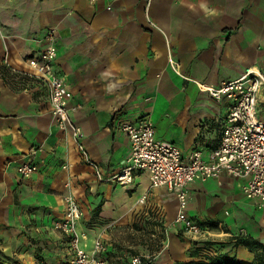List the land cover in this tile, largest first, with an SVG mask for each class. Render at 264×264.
I'll return each instance as SVG.
<instances>
[{
  "label": "crops",
  "instance_id": "0c3cea01",
  "mask_svg": "<svg viewBox=\"0 0 264 264\" xmlns=\"http://www.w3.org/2000/svg\"><path fill=\"white\" fill-rule=\"evenodd\" d=\"M50 29L72 120L101 181L58 126L48 87L29 65ZM251 67L264 73V0H0V263L72 259L69 237L54 228L68 194L82 209L83 245L89 250L100 238L107 264H130L151 238L160 240L154 264L217 253L252 262L256 252L234 237H264V205L245 197L244 180L222 174L189 185L187 216L211 233L199 240L175 223L176 195L151 187L147 172H134L127 185L110 180L130 157L123 122L149 119L156 139L174 143L184 161L196 151L208 161L229 102L185 78L218 86ZM258 117L264 120L261 101ZM32 149L28 161L39 170L25 179L17 168Z\"/></svg>",
  "mask_w": 264,
  "mask_h": 264
},
{
  "label": "built area",
  "instance_id": "2783aa9c",
  "mask_svg": "<svg viewBox=\"0 0 264 264\" xmlns=\"http://www.w3.org/2000/svg\"><path fill=\"white\" fill-rule=\"evenodd\" d=\"M45 41L44 49L28 58L29 65L36 77L48 87L51 112L58 126L70 133L83 161L94 169L97 179L101 181L104 177L82 143L84 133L71 117V111L75 108L69 107L70 93L56 66L54 29L48 31ZM173 68L177 72V65H173ZM185 79L196 83L211 99L229 102L220 144L210 153L209 160H203L202 152L196 151L187 162L184 161L180 149L174 143L156 139L154 123L149 119L136 124L123 122L120 130L128 136L130 157L128 165L110 180L127 185L132 182L134 172H147L151 187H166L176 195L178 213L175 223L182 226L187 236L199 240L208 238L211 233L187 216L188 187L191 183L227 174L244 180L242 191L245 197L256 199L264 205V120L258 117L259 102L264 103V73L251 67L239 78L223 81L218 86ZM36 152V149L30 150L18 166L17 171L22 178L27 179L38 172V166L28 161ZM145 198L143 196L140 202L143 203ZM64 203V216L54 222V228L69 237L73 255L65 264H107L102 257L106 245L100 238L94 240L89 250L83 245L86 236L78 232L83 213L77 199L68 194L64 197ZM243 234L241 231L238 236ZM154 260L151 255L138 254L132 257L131 263L154 264Z\"/></svg>",
  "mask_w": 264,
  "mask_h": 264
},
{
  "label": "trees",
  "instance_id": "16d2710c",
  "mask_svg": "<svg viewBox=\"0 0 264 264\" xmlns=\"http://www.w3.org/2000/svg\"><path fill=\"white\" fill-rule=\"evenodd\" d=\"M234 243L244 245L250 250L255 251V259L252 262H248L238 259L236 256H232L228 253H217L206 260L189 262L186 264H264V245L261 244L259 240L239 236L235 239ZM206 244L213 245L214 243L207 242ZM0 264H3V262Z\"/></svg>",
  "mask_w": 264,
  "mask_h": 264
},
{
  "label": "rangeland",
  "instance_id": "374dc122",
  "mask_svg": "<svg viewBox=\"0 0 264 264\" xmlns=\"http://www.w3.org/2000/svg\"><path fill=\"white\" fill-rule=\"evenodd\" d=\"M148 234H149V231H148ZM160 240L158 239V238H151L150 240H149V247H147L149 250H147V251H145V252H143V253H138V254H140V255H151L152 257H154V259H156V252H155V249L158 247L159 248V246L160 245H158V242H159ZM138 254H136V255H138ZM134 256V255H133ZM132 256V257H133ZM132 257L130 258V264H132L131 263V259H132ZM154 262H155V260H154Z\"/></svg>",
  "mask_w": 264,
  "mask_h": 264
},
{
  "label": "water",
  "instance_id": "95a60500",
  "mask_svg": "<svg viewBox=\"0 0 264 264\" xmlns=\"http://www.w3.org/2000/svg\"><path fill=\"white\" fill-rule=\"evenodd\" d=\"M260 243L264 245V237L260 240Z\"/></svg>",
  "mask_w": 264,
  "mask_h": 264
}]
</instances>
